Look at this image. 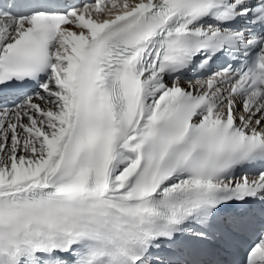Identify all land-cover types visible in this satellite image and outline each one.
Listing matches in <instances>:
<instances>
[{
  "label": "snow or ice",
  "instance_id": "1",
  "mask_svg": "<svg viewBox=\"0 0 264 264\" xmlns=\"http://www.w3.org/2000/svg\"><path fill=\"white\" fill-rule=\"evenodd\" d=\"M0 264H264V0H0Z\"/></svg>",
  "mask_w": 264,
  "mask_h": 264
}]
</instances>
